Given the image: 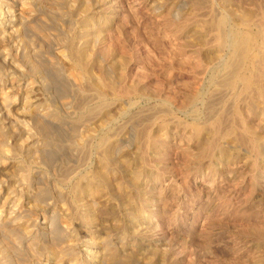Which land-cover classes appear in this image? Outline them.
Instances as JSON below:
<instances>
[{
  "label": "rangeland",
  "instance_id": "obj_1",
  "mask_svg": "<svg viewBox=\"0 0 264 264\" xmlns=\"http://www.w3.org/2000/svg\"><path fill=\"white\" fill-rule=\"evenodd\" d=\"M8 1L15 7H2L1 28L7 9L31 17L27 25L16 22L14 44L0 43V53L12 57L0 58V83L10 89L29 81L28 104L47 108L63 125L43 121L54 126L48 137L24 117L35 132L25 143L0 108L9 151L0 156V211L10 191L24 202L13 224L1 212L0 228L8 231H0V264H122L127 256L133 264H264V76L262 97L245 96L234 114L229 93L219 92L216 81L229 46L217 59L205 56L213 42L206 27L212 15L227 17L229 32L242 14L263 16L264 0ZM78 53L90 78L114 88L112 95L105 91V111L74 125L83 112L76 85L65 74ZM85 82L78 81L79 87L86 88ZM89 102H96L90 94ZM17 108L12 114L22 118ZM218 110L224 128L236 117L234 130L248 134L239 142L221 140L208 156L205 136L194 137L191 128L210 124ZM252 139L259 152L250 147ZM107 157L112 165L102 180ZM71 243L73 258L67 253Z\"/></svg>",
  "mask_w": 264,
  "mask_h": 264
},
{
  "label": "bare ground",
  "instance_id": "obj_2",
  "mask_svg": "<svg viewBox=\"0 0 264 264\" xmlns=\"http://www.w3.org/2000/svg\"><path fill=\"white\" fill-rule=\"evenodd\" d=\"M8 0H0V16H1V9L3 6L11 5L15 7L13 3H9ZM203 2V1H202ZM15 3V2H14ZM16 3L19 5H24V0H16ZM62 3V2H61ZM177 3V2H176ZM60 5V4H59ZM54 6V5H53ZM12 7V8H13ZM28 8V7H27ZM47 9V8H46ZM54 9V8H53ZM169 9V8H168ZM52 10V9H51ZM29 11V10H28ZM6 13V19H5V26L3 28L0 27V43L6 44L11 43L14 37L15 33V24L20 23L21 25H27L30 20V15L27 13H20L18 10L15 9H7L5 11ZM59 13V12H58ZM85 14V13H84ZM77 15V14H76ZM264 16V14L262 13ZM78 16V15H77ZM183 16V15H182ZM263 16L253 19V17L250 14H242L238 20H237V26L230 29L229 32L226 31V25L227 21L224 16L216 17L215 15H212L210 17V20L206 23V27L209 31L212 32L213 36V42L209 49H207L205 56L209 57V59H217L220 54L221 50L225 45L229 46V56L228 59L220 64L219 71L221 73L219 79H216L218 81V90L226 91L229 93L230 96L229 99L231 102H233V105H231L233 113H238V108L235 107L238 105L236 104L239 101H242L243 98H247L245 96H249L250 94L254 93L255 97L257 99H260L262 97V90L259 87V81L264 76V18ZM2 17V16H1ZM63 17V16H62ZM34 18V17H33ZM32 18V19H33ZM66 19V18H65ZM230 20V19H229ZM3 21V20H2ZM19 24V26H20ZM60 24V23H59ZM35 25V24H34ZM37 25V24H36ZM42 25V24H41ZM229 25V22H228ZM2 26V25H0ZM38 26V25H37ZM40 26V25H39ZM253 26L254 30L249 29V27ZM24 27V26H23ZM74 27V26H73ZM87 27V26H86ZM228 27V26H227ZM232 27V26H231ZM230 27V28H231ZM6 28V31L4 30ZM42 28V27H41ZM22 30V29H21ZM28 30V29H27ZM39 30V29H36ZM72 30V29H71ZM207 30V32H208ZM43 32V31H42ZM53 32V31H52ZM66 32V31H65ZM17 33V32H16ZM92 34V33H91ZM90 34V35H91ZM96 34V33H95ZM16 35V34H15ZM52 35V34H51ZM205 35V34H204ZM88 36V35H87ZM86 36V37H87ZM81 37V36H80ZM16 38V37H15ZM47 38V37H46ZM92 39V38H91ZM90 39V41H91ZM41 41V40H40ZM70 41V40H69ZM89 41V42H90ZM14 42V41H13ZM12 42V43H13ZM35 42V41H34ZM80 42V41H79ZM86 42V41H85ZM96 42V41H95ZM11 43V44H12ZM17 43V42H16ZM206 43V42H205ZM14 44V43H13ZM70 44V43H69ZM198 44V43H197ZM35 45V44H34ZM55 45V44H54ZM10 46V45H9ZM44 46V45H43ZM81 46V45H80ZM13 48V47H12ZM58 49V48H57ZM75 49V48H74ZM10 50V49H9ZM17 50V49H16ZM54 50V49H53ZM77 50V49H76ZM57 51V50H56ZM73 51V50H72ZM75 51V50H74ZM31 52V51H30ZM58 52V51H57ZM60 52V51H59ZM69 53V52H68ZM227 53V52H226ZM10 54V52H9ZM7 53H0V58L2 57L6 59L9 57V59L12 60V57L9 56ZM41 54V53H40ZM24 55V54H23ZM58 55V54H57ZM27 56V55H26ZM33 56V55H32ZM67 56V55H66ZM72 56V55H71ZM85 56V55H84ZM227 56V55H226ZM31 57V56H30ZM59 57L61 59H64V55L62 53H59ZM222 57V56H221ZM220 57V59H221ZM44 58V57H43ZM85 58V57H84ZM8 60V59H7ZM23 60V59H22ZM29 60V59H28ZM82 54L78 53L77 59L73 61L74 64L69 65L70 68L68 69V72L65 74L67 81H71L72 83H75V92L77 95H79V102L77 108L79 110H82L83 114L82 116H79L74 122V125L80 124L81 122L86 119V117H90L96 113H101L107 109V104L105 103V91H113L114 85L112 83H105L100 77L97 78H90V74L88 73V69L86 67V64L84 65L80 61H82ZM106 60V59H104ZM222 60V59H221ZM16 61V60H15ZM26 62L27 59L25 60ZM209 61V60H208ZM22 62V61H21ZM57 62V61H56ZM68 62V61H67ZM48 63V62H47ZM62 63V62H61ZM59 63V64H61ZM11 64V63H10ZM50 64V63H49ZM3 65V64H2ZM1 65V67H3ZM21 65V64H19ZM41 65V64H40ZM45 65V64H44ZM48 65V64H47ZM67 64V67L69 66ZM88 65V64H87ZM90 65V64H89ZM15 66V65H14ZM33 67V66H32ZM51 68L54 69L55 74L56 71L59 73V68L57 65H51ZM60 67V66H59ZM46 68V67H45ZM49 68V67H48ZM50 68V70H51ZM209 68V67H208ZM24 69V67H23ZM26 69V68H25ZM34 70V68H32ZM31 70V71H32ZM44 70V69H43ZM24 71V70H23ZM36 71V70H35ZM33 72V71H32ZM41 72V71H40ZM39 72V73H40ZM105 72V71H104ZM92 73V72H91ZM103 73V72H102ZM108 73V72H107ZM111 73V72H110ZM35 74V73H34ZM50 75L52 73H49ZM61 74V73H60ZM1 75V74H0ZM57 75V74H56ZM24 76V75H23ZM107 76V75H105ZM121 76V75H120ZM55 77V76H54ZM19 78V77H18ZM30 78V77H28ZM52 78V77H51ZM216 78V77H214ZM22 79V78H21ZM61 80V79H60ZM85 80L87 83L86 88L79 87L78 81ZM109 80V79H108ZM213 81V80H212ZM215 81V80H214ZM22 82V81H21ZM58 82V81H57ZM211 82V81H210ZM212 84V82H211ZM214 84V83H213ZM9 84H1L0 83V108L1 111H3V114L9 118V122L13 123L15 125L20 133L25 137V143H29L31 141L33 135H35L30 128L25 124L24 117H27L31 119L34 123L35 129L42 135L50 137L51 128L54 126L49 127L47 126L43 121H49L52 125L59 126L63 125L57 116H55L51 111H49L47 108L40 106V105H33L28 104L29 103V96L32 92L31 83L26 81L23 84L19 85H12L9 89ZM69 85V84H68ZM81 86V85H80ZM214 85L211 86V88ZM69 87V86H68ZM20 88L23 90V94L19 95ZM67 88V87H66ZM65 88V90H66ZM63 91V90H62ZM119 91V90H118ZM65 93V92H64ZM115 93V92H114ZM89 94L91 97H94L96 102L94 104H91L89 102ZM113 93L111 92V95ZM125 94V92L122 93V95ZM121 96V95H120ZM22 97V98H21ZM37 97V96H36ZM106 97V96H105ZM217 97V96H216ZM250 97V96H249ZM110 99V98H109ZM107 99V100H109ZM118 99V98H117ZM122 99V98H121ZM196 99V96H193L191 98V103ZM113 100V99H112ZM223 100V98H222ZM226 100V99H225ZM228 100V99H227ZM21 102V104H20ZM218 102V101H217ZM222 102V101H221ZM264 102V101H263ZM64 103V102H63ZM225 103V102H222ZM18 105L17 110L18 112L23 115L22 118L20 117H14L12 114V111L14 110V107ZM65 106V104H63ZM69 105V104H68ZM191 105V104H190ZM215 106V105H214ZM221 106V105H220ZM50 107V106H49ZM71 107V106H70ZM162 107V106H161ZM74 108V107H73ZM164 108V107H163ZM51 109V108H50ZM211 109H213V106H211ZM68 110V109H67ZM154 111V109H152ZM56 111V110H55ZM195 111V109H194ZM222 111V110H221ZM79 112V111H78ZM81 112V111H80ZM81 112V113H82ZM151 112V111H150ZM158 112V111H157ZM193 112V111H192ZM163 113V112H162ZM218 110V114L214 117L213 121L204 126H198L194 125L192 126V133L194 137H200L201 135L205 136L206 138V147L204 149V152H207V155H211V153L214 152L216 148L219 147L218 142H220L223 139L230 140L232 142H239L240 138L243 136H247L248 131H245V134L241 132L239 134L234 130L233 127L236 126V117L233 119V121L228 125L226 128H224V115L220 114ZM228 113V112H227ZM79 114V113H78ZM77 114V115H78ZM224 114V113H223ZM81 115V114H80ZM110 115V114H109ZM158 115V114H157ZM168 115V114H167ZM236 116V115H235ZM238 116V115H237ZM146 117V116H145ZM231 117V116H230ZM233 117V115H232ZM162 118V117H161ZM26 119V118H25ZM156 119V117H155ZM146 120V119H145ZM158 120V119H157ZM210 121V120H209ZM133 122V121H132ZM204 122V121H203ZM230 122V121H229ZM143 123V121H142ZM161 123V122H160ZM191 123V122H190ZM242 123V122H241ZM48 124V123H47ZM158 124V123H157ZM196 124V123H195ZM207 124V123H206ZM69 125V124H68ZM14 126V127H15ZM239 126V125H238ZM89 126H86V129L88 130ZM241 128V127H240ZM245 128V127H244ZM243 128V129H244ZM8 129V128H7ZM72 129V127H71ZM85 129V128H84ZM239 129V128H238ZM53 131V130H52ZM57 131V130H56ZM73 137H77L78 134L75 131V128L71 130ZM78 132V131H77ZM86 132V131H85ZM89 132V131H88ZM104 132V131H103ZM124 132V131H123ZM252 132V131H251ZM71 134V135H72ZM108 134V133H107ZM124 134V133H122ZM135 134V133H134ZM103 136V135H102ZM162 136V135H161ZM250 136V135H249ZM248 136V137H249ZM43 137V136H42ZM80 137V136H79ZM85 137V136H84ZM69 138V137H68ZM51 139V138H50ZM54 139V138H53ZM102 139V138H101ZM250 139V138H249ZM5 140V134L0 129V156L2 155H8L9 151L7 148H5L4 145ZM52 140V139H51ZM57 140V139H55ZM114 140V139H113ZM151 140V139H150ZM10 141V140H9ZM48 141V140H47ZM105 141L103 139L102 143ZM154 141V140H152ZM152 141H150V147H153ZM19 144V149L23 148L25 143ZM77 142V141H76ZM145 142V141H144ZM250 147L256 151L259 152L260 146L259 141L253 140L250 141ZM50 143V142H49ZM85 143V142H84ZM84 143L81 141L79 144H77L78 150L82 151L84 147ZM88 143V142H87ZM245 143V142H244ZM52 144V143H51ZM74 144V143H73ZM9 145V144H8ZM71 145V144H70ZM86 145V144H85ZM98 145V144H97ZM27 146V145H26ZM61 146V145H60ZM113 146V145H112ZM142 146V145H141ZM74 147V145H73ZM156 147V146H155ZM17 148V149H18ZM139 148V147H138ZM76 149V148H75ZM85 149V148H84ZM94 149V148H93ZM141 149V148H140ZM201 149V148H200ZM88 150V149H87ZM99 150V149H98ZM117 150V149H116ZM29 151V150H28ZM91 152V151H90ZM75 153V152H74ZM146 153V152H145ZM189 153V152H188ZM61 154V153H60ZM72 154V153H71ZM116 154V153H115ZM85 155V154H84ZM13 156V155H12ZM107 156V155H106ZM85 157V156H84ZM102 157V156H101ZM30 158V157H29ZM58 158V157H57ZM32 159V158H31ZM116 159V158H113ZM120 159V158H119ZM18 160V159H17ZM32 161V160H31ZM101 161V159H100ZM114 162V161H113ZM119 164V163H118ZM112 165V159L107 157L105 160L101 163V178L102 180L105 178L104 175L106 171H109V166ZM117 165V164H116ZM253 165V163H252ZM118 166V165H117ZM122 167V166H121ZM28 169V168H27ZM229 169V168H228ZM68 170V169H67ZM60 171V170H59ZM17 172V171H16ZM32 172V171H31ZM61 172V171H60ZM91 172V171H90ZM22 174V173H21ZM20 173L17 174L18 177H20L21 180L24 179L23 175ZM67 174V173H66ZM25 175V174H24ZM96 176V175H95ZM99 178V177H98ZM100 178V179H101ZM219 178V177H218ZM17 180V179H16ZM42 180V179H41ZM131 180V179H130ZM20 182V181H19ZM98 182V181H97ZM96 184V183H95ZM130 184V183H129ZM92 185V184H91ZM26 186V185H25ZM16 188V187H15ZM17 189V188H16ZM13 190V189H11ZM19 190H22L19 189ZM18 190V191H19ZM34 190V189H33ZM84 190V189H83ZM8 198L6 199V202L2 206V211H0V217L3 212L8 214V219L6 224H13L16 213L20 211V209L24 206L22 203V200L20 199L17 192L10 191L7 193ZM44 193H38L37 199H41ZM75 195V194H74ZM31 196V195H30ZM261 196V195H260ZM35 198V197H34ZM62 198V197H61ZM92 199V198H91ZM34 200V199H33ZM37 201V200H36ZM48 203V202H47ZM79 203V202H78ZM54 204V203H53ZM23 205V206H22ZM67 205V204H66ZM59 207V205H58ZM2 212V213H1ZM63 212V211H62ZM66 213V212H65ZM80 213V212H79ZM53 214H51L50 217H52ZM7 217V216H6ZM63 218V217H62ZM66 218V217H65ZM24 219V217H23ZM50 219V218H49ZM64 219V218H63ZM68 220V219H67ZM77 221V220H76ZM80 221V220H79ZM2 222V221H1ZM60 223V222H59ZM95 226V225H94ZM5 227V226H2ZM0 228V231L6 235L7 229ZM98 227V226H97ZM10 228V227H9ZM65 229V228H63ZM117 229V228H116ZM114 230V229H113ZM124 233V232H123ZM10 234V233H9ZM122 234V233H121ZM198 234V233H197ZM56 237L63 235L62 232L56 233ZM259 235V234H258ZM3 237V235H1ZM25 236V235H24ZM32 236V235H31ZM66 236V235H65ZM119 236V235H118ZM122 236V235H121ZM6 238V237H5ZM53 238V237H51ZM68 238V237H67ZM114 238V237H113ZM129 238V237H128ZM31 239V238H30ZM29 239V240H30ZM69 239V238H68ZM72 239V237H71ZM3 240V239H2ZM122 240V239H121ZM27 241V240H26ZM75 241V240H74ZM30 242V241H29ZM32 242V240H31ZM68 243V242H67ZM70 243V242H69ZM24 245V244H23ZM102 245L104 248L107 249L109 247V242L107 240H104L102 242ZM28 249L32 250L34 247V244L28 243ZM66 247V246H65ZM73 247L74 245L71 243L67 247V253H70L69 258H73ZM11 248V247H10ZM133 248V247H132ZM148 248V247H147ZM35 249V248H34ZM36 250V249H35ZM40 250H42L40 248ZM127 250V249H126ZM129 252V251H128ZM3 253V252H2ZM33 255V253H31ZM59 254V253H58ZM132 254V253H131ZM61 255V253L59 254ZM58 255V257H59ZM72 255V256H71ZM77 255V254H76ZM110 255V253H109ZM112 255V254H111ZM109 256V260L115 261L117 259L116 257ZM137 255V254H136ZM3 256V255H2ZM36 256V255H35ZM42 256V255H41ZM64 256V255H63ZM62 256V257H63ZM162 256V255H161ZM4 257V256H3ZM105 257V256H104ZM149 257V256H148ZM187 258V257H186ZM55 259V258H54ZM75 260V259H74ZM4 261V260H3ZM79 261V260H78ZM104 261V260H103ZM38 263V262H37ZM72 263V262H71ZM122 264H133V257H124Z\"/></svg>",
  "mask_w": 264,
  "mask_h": 264
}]
</instances>
